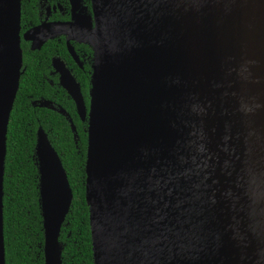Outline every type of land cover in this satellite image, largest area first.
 Here are the masks:
<instances>
[{
    "label": "water",
    "instance_id": "1",
    "mask_svg": "<svg viewBox=\"0 0 264 264\" xmlns=\"http://www.w3.org/2000/svg\"><path fill=\"white\" fill-rule=\"evenodd\" d=\"M70 2L69 21L20 36V0H0V264L20 39L34 50L60 35L79 67L68 42L91 52L87 108L69 70L57 58L51 66L86 122L92 264H107L99 180L127 207L150 264H264V0H89L88 13ZM35 104L63 116L76 142L60 107ZM34 139L43 264H61L58 237L72 194L40 127Z\"/></svg>",
    "mask_w": 264,
    "mask_h": 264
},
{
    "label": "trees",
    "instance_id": "2",
    "mask_svg": "<svg viewBox=\"0 0 264 264\" xmlns=\"http://www.w3.org/2000/svg\"><path fill=\"white\" fill-rule=\"evenodd\" d=\"M34 24V0H20V32ZM20 48L24 71L9 114L2 179L4 264H43L38 181L33 157L34 134L38 127L57 153L72 194L58 237L61 264H92L88 211L84 202L85 124L80 123L65 92L45 80L51 78L48 76L50 57L58 56L71 69L87 105L90 52L83 45H73L75 53L82 56V69H79L70 60L62 41H47L39 51H30L23 42ZM34 99L53 101L67 113L75 128L76 142L65 118L47 109L32 108L30 101Z\"/></svg>",
    "mask_w": 264,
    "mask_h": 264
},
{
    "label": "bare ground",
    "instance_id": "3",
    "mask_svg": "<svg viewBox=\"0 0 264 264\" xmlns=\"http://www.w3.org/2000/svg\"><path fill=\"white\" fill-rule=\"evenodd\" d=\"M97 126L99 121H96ZM95 189L100 206L98 230L103 240L107 264H150L147 249L142 242L143 234L129 225L132 221H128L131 214L127 207L115 196L110 197L108 190L104 191L102 181L97 182Z\"/></svg>",
    "mask_w": 264,
    "mask_h": 264
},
{
    "label": "flooded vegetation",
    "instance_id": "4",
    "mask_svg": "<svg viewBox=\"0 0 264 264\" xmlns=\"http://www.w3.org/2000/svg\"><path fill=\"white\" fill-rule=\"evenodd\" d=\"M76 3H77V9H81L82 7L85 8V13H88L89 12V8H90V4H89V0H87V2L85 0H76ZM34 6H35V11H36V24L34 25H31L30 27H28L25 31L23 32H20V36L28 31L29 29L31 28H34L36 26H39V25H42V24H50V23H63V22H67L69 21L70 19V13H71V2L70 0H34ZM52 40H55L57 43L62 41L64 47H65V50L67 52V49H66V43H65V38L64 36H57L53 39H49V40H46L40 47L39 49H34V50H31L30 49V42L29 41H24L22 40V38L20 39V42H23L27 45L28 49L30 51H39L41 49V47L47 42V41H52ZM68 44L72 47L73 51H74V48H73V45H83L85 47H87L86 45L84 44H80V43H76V42H73V41H69ZM88 48V47H87ZM89 49V48H88ZM89 52H90V49H89ZM75 53V51H74ZM68 54V52H67ZM75 55L77 56L78 58V61L81 65V67H79L74 61L73 59L71 58V56L68 54L70 60L72 61V63L78 67L79 69H82V56L79 57L76 53ZM90 55H91V52L88 56V59H90ZM55 59L57 58L60 62H62V64L64 65L65 68H67L70 72V74L72 75V72H71V69L69 67H67V65L65 64V62L63 60H61L58 56H52L50 57V61H49V72H48V76L51 77V78H45V80L47 81V83L52 86V85H56V87H59L60 89H62L59 85H58V74L54 72L52 66H51V60L52 59ZM90 61V60H89ZM87 66L89 67V62L87 63ZM89 72V70H88ZM89 75V74H88ZM73 77V75H72ZM74 78V77H73ZM53 79H55V82L53 81ZM75 79V78H74ZM76 81V80H75ZM63 90V89H62ZM80 90V88H79ZM64 91V90H63ZM65 92V91H64ZM66 94V93H65ZM82 96V95H81ZM68 97V96H67ZM69 98V97H68ZM70 99V98H69ZM83 99V98H82ZM71 100V99H70ZM32 102H48L49 105H51L52 107H55V108H59L60 106L56 103H54L53 101H50V100H45V99H34L32 101H30V106L32 108H43V107H38L36 104L35 105H32ZM84 102V101H83ZM73 103V102H72ZM85 105V103H84ZM87 105H88V96H87ZM87 105H85V107L87 108ZM61 108V107H60ZM43 109H47V110H50L48 108H43ZM62 109V108H61ZM75 109V108H74ZM63 110V109H62ZM52 112H55L53 110H50ZM64 111V110H63ZM65 112V111H64ZM57 113V112H55ZM76 113V112H75ZM58 114V113H57ZM67 114V113H66ZM60 115V114H59ZM63 117V116H62ZM78 117V116H77ZM79 119V118H78ZM66 120V119H65ZM80 121V119H79ZM80 123H84L85 124V128H86V122L85 120L84 121H80ZM73 125V124H72Z\"/></svg>",
    "mask_w": 264,
    "mask_h": 264
}]
</instances>
